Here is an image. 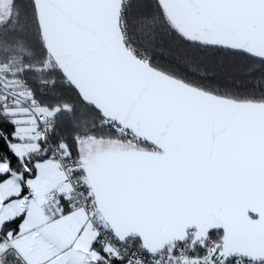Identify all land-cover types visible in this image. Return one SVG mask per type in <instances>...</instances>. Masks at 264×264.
I'll use <instances>...</instances> for the list:
<instances>
[{
    "label": "snow or ice",
    "instance_id": "snow-or-ice-1",
    "mask_svg": "<svg viewBox=\"0 0 264 264\" xmlns=\"http://www.w3.org/2000/svg\"><path fill=\"white\" fill-rule=\"evenodd\" d=\"M0 264H264V0H0Z\"/></svg>",
    "mask_w": 264,
    "mask_h": 264
},
{
    "label": "trees",
    "instance_id": "trees-1",
    "mask_svg": "<svg viewBox=\"0 0 264 264\" xmlns=\"http://www.w3.org/2000/svg\"><path fill=\"white\" fill-rule=\"evenodd\" d=\"M255 75H259L258 73H256ZM238 78H240V77H238ZM246 81H247V83L249 84V86H251L252 85V80L250 79V78H248V77H243ZM219 82L220 83H225V81L221 78L220 80H219Z\"/></svg>",
    "mask_w": 264,
    "mask_h": 264
}]
</instances>
